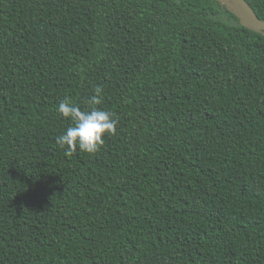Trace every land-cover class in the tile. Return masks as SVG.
Returning <instances> with one entry per match:
<instances>
[{
	"label": "trees",
	"instance_id": "16d2710c",
	"mask_svg": "<svg viewBox=\"0 0 264 264\" xmlns=\"http://www.w3.org/2000/svg\"><path fill=\"white\" fill-rule=\"evenodd\" d=\"M97 86L116 134L66 157L56 107ZM0 264H264V35L214 0H0Z\"/></svg>",
	"mask_w": 264,
	"mask_h": 264
},
{
	"label": "clouds",
	"instance_id": "9594fccd",
	"mask_svg": "<svg viewBox=\"0 0 264 264\" xmlns=\"http://www.w3.org/2000/svg\"><path fill=\"white\" fill-rule=\"evenodd\" d=\"M103 89L97 86L88 103L87 110H81L70 99L65 98L56 107L61 118L69 121V126L56 137V145L71 157L77 150L86 154L97 153L104 145L106 136L116 134L118 121L114 114L98 107L102 103Z\"/></svg>",
	"mask_w": 264,
	"mask_h": 264
},
{
	"label": "water",
	"instance_id": "95a60500",
	"mask_svg": "<svg viewBox=\"0 0 264 264\" xmlns=\"http://www.w3.org/2000/svg\"><path fill=\"white\" fill-rule=\"evenodd\" d=\"M224 6L239 21V24L256 34L264 35V21L258 19L254 10L245 0H214Z\"/></svg>",
	"mask_w": 264,
	"mask_h": 264
}]
</instances>
